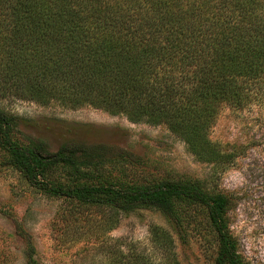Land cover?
<instances>
[{
	"label": "trees",
	"instance_id": "1",
	"mask_svg": "<svg viewBox=\"0 0 264 264\" xmlns=\"http://www.w3.org/2000/svg\"><path fill=\"white\" fill-rule=\"evenodd\" d=\"M264 92V0H0V97L88 105L133 123L165 126L198 161L220 169L234 154L210 141L219 110H241ZM0 110L7 164L43 192L82 207L128 215L158 212L177 229L192 224L179 207L204 213L216 233L214 264H244L228 230L227 200L202 182L129 184L88 173L135 164L106 146L67 145L46 157L42 145L12 138ZM59 166L80 182L54 184ZM152 227L161 264H179L171 240ZM28 264H37L31 256ZM127 264H152L133 257Z\"/></svg>",
	"mask_w": 264,
	"mask_h": 264
},
{
	"label": "rangeland",
	"instance_id": "2",
	"mask_svg": "<svg viewBox=\"0 0 264 264\" xmlns=\"http://www.w3.org/2000/svg\"><path fill=\"white\" fill-rule=\"evenodd\" d=\"M0 110L15 119L12 138L28 147L40 143L46 157L67 145H101L135 157V164L87 171L100 178L202 182L227 200L228 230L244 264H264V92L244 109L221 108L211 125L210 141L234 154L223 169L198 161L165 126L133 123L123 114L1 97ZM8 158L0 149V264H28L31 256L37 264H127L135 256L161 264L165 260L151 241L155 226L169 236L177 263L214 264L216 233L198 209L179 207L192 224L176 230L156 211L123 215L82 207L29 184ZM47 179L80 182L59 166L50 168Z\"/></svg>",
	"mask_w": 264,
	"mask_h": 264
}]
</instances>
